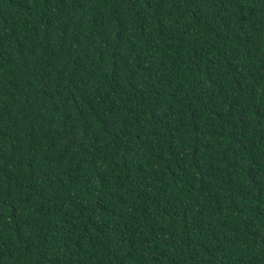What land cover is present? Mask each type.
<instances>
[{
  "label": "trees",
  "instance_id": "1",
  "mask_svg": "<svg viewBox=\"0 0 264 264\" xmlns=\"http://www.w3.org/2000/svg\"><path fill=\"white\" fill-rule=\"evenodd\" d=\"M0 264H264V0H0Z\"/></svg>",
  "mask_w": 264,
  "mask_h": 264
}]
</instances>
